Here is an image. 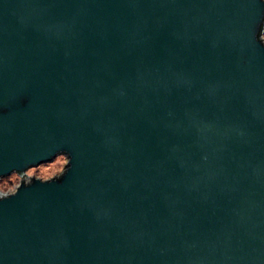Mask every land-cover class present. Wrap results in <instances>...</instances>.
Here are the masks:
<instances>
[{
    "label": "water",
    "instance_id": "obj_1",
    "mask_svg": "<svg viewBox=\"0 0 264 264\" xmlns=\"http://www.w3.org/2000/svg\"><path fill=\"white\" fill-rule=\"evenodd\" d=\"M264 0H0V264H264Z\"/></svg>",
    "mask_w": 264,
    "mask_h": 264
},
{
    "label": "rangeland",
    "instance_id": "obj_2",
    "mask_svg": "<svg viewBox=\"0 0 264 264\" xmlns=\"http://www.w3.org/2000/svg\"><path fill=\"white\" fill-rule=\"evenodd\" d=\"M264 40V33H263ZM68 165L67 155H57L50 162L40 164L28 169L24 175L13 172L0 179V196L12 194L21 182H30L33 178L49 180L61 176Z\"/></svg>",
    "mask_w": 264,
    "mask_h": 264
},
{
    "label": "built area",
    "instance_id": "obj_3",
    "mask_svg": "<svg viewBox=\"0 0 264 264\" xmlns=\"http://www.w3.org/2000/svg\"><path fill=\"white\" fill-rule=\"evenodd\" d=\"M263 37V36H262Z\"/></svg>",
    "mask_w": 264,
    "mask_h": 264
}]
</instances>
